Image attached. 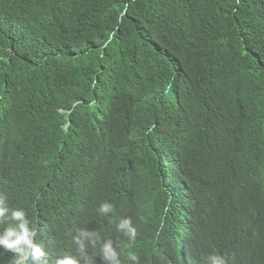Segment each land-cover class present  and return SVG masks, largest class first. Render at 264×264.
Here are the masks:
<instances>
[{"label":"trees","instance_id":"obj_1","mask_svg":"<svg viewBox=\"0 0 264 264\" xmlns=\"http://www.w3.org/2000/svg\"><path fill=\"white\" fill-rule=\"evenodd\" d=\"M3 206L47 264H264V0H0Z\"/></svg>","mask_w":264,"mask_h":264},{"label":"clouds","instance_id":"obj_2","mask_svg":"<svg viewBox=\"0 0 264 264\" xmlns=\"http://www.w3.org/2000/svg\"><path fill=\"white\" fill-rule=\"evenodd\" d=\"M99 211L108 213L112 211V205L104 203ZM12 222L2 232H0V248L15 254L14 264H47L44 259L46 253L40 244L34 242L37 233L26 218L22 209H9L7 206L0 207V223ZM118 229H127V235L130 239L135 237L136 230L132 226L129 218L122 219L118 224ZM80 235L88 236L89 233L81 232ZM78 252H83L84 244L79 237H74ZM95 244V242H93ZM103 252L106 259L111 260L113 264H121L117 258V253L113 249L111 241L103 245ZM133 262L137 261L135 255H131ZM211 264H225V259L221 256H211ZM56 264H79L77 258L66 256L57 260Z\"/></svg>","mask_w":264,"mask_h":264}]
</instances>
